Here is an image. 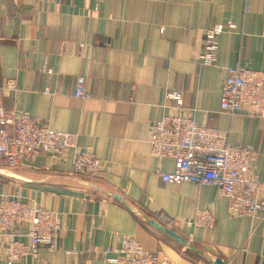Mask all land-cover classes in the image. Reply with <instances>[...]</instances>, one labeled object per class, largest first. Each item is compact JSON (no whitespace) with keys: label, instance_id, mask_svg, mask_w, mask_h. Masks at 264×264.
<instances>
[{"label":"crops","instance_id":"obj_1","mask_svg":"<svg viewBox=\"0 0 264 264\" xmlns=\"http://www.w3.org/2000/svg\"><path fill=\"white\" fill-rule=\"evenodd\" d=\"M212 27L222 31L216 62L205 64ZM235 65L264 70V0H0V87L15 80L0 103L78 133L79 148L102 165L97 175L73 172L71 149L17 167L0 160V193H20L60 218L58 249L15 264H116L108 259L119 233L156 252L155 264H264V212L232 216L216 186L163 181L173 160L152 156L147 142L150 125L173 110L166 93L179 90L198 123L252 148L264 200V124L219 111ZM78 76L85 98L73 94ZM199 207L214 217L211 229L161 220L190 219Z\"/></svg>","mask_w":264,"mask_h":264},{"label":"built area","instance_id":"obj_2","mask_svg":"<svg viewBox=\"0 0 264 264\" xmlns=\"http://www.w3.org/2000/svg\"><path fill=\"white\" fill-rule=\"evenodd\" d=\"M58 1V0H57ZM247 8L248 2H245ZM232 28V24H228ZM220 27L205 30L200 61L213 64L217 54ZM73 94L88 96L85 77L78 76ZM15 89V80L8 79L0 87V96ZM181 91L172 90L166 97L173 101V110L152 123L148 132L149 152L162 159L171 158L173 169L161 172L165 182H192L197 185H214L226 200L232 216H254L264 212L260 198L262 183L253 172L255 152L245 145L230 143L226 134L214 127L198 123L193 112L182 106ZM219 111L230 115L243 113L259 118L264 124V70L239 66L227 68L221 87ZM211 118V117H210ZM78 133L55 130L26 112H17L0 103V160L9 167L21 166L29 157L41 152L62 158L67 150L74 151L72 171L97 175L101 161L90 147L79 148ZM170 228L211 229L214 217L208 209H196L190 219L178 220L162 216ZM60 218L55 209L47 208L20 193H0V245L5 264H15L23 258H37L46 247L58 249ZM192 232L188 237H192ZM116 255L108 260L116 264H155L157 254L148 251L140 241L127 233H119Z\"/></svg>","mask_w":264,"mask_h":264}]
</instances>
